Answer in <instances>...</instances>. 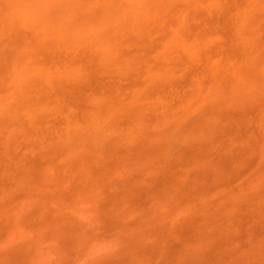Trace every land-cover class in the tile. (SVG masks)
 <instances>
[{"label": "rangeland", "instance_id": "rangeland-1", "mask_svg": "<svg viewBox=\"0 0 264 264\" xmlns=\"http://www.w3.org/2000/svg\"><path fill=\"white\" fill-rule=\"evenodd\" d=\"M0 264H264V0H0Z\"/></svg>", "mask_w": 264, "mask_h": 264}]
</instances>
